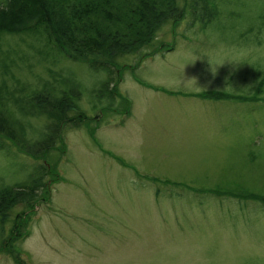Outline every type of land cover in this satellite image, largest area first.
<instances>
[{
    "label": "rangeland",
    "instance_id": "1",
    "mask_svg": "<svg viewBox=\"0 0 264 264\" xmlns=\"http://www.w3.org/2000/svg\"><path fill=\"white\" fill-rule=\"evenodd\" d=\"M210 2L209 21L184 9L120 56L119 73L62 57L33 31L0 35V107L27 141L43 117L15 108L19 96L58 94L65 79L79 90L43 159L0 149V187L27 181L40 159L48 169L0 222V264H23L1 250L10 240L24 264H264V200L253 196H264V0ZM224 56L239 64L213 74L208 59Z\"/></svg>",
    "mask_w": 264,
    "mask_h": 264
},
{
    "label": "trees",
    "instance_id": "2",
    "mask_svg": "<svg viewBox=\"0 0 264 264\" xmlns=\"http://www.w3.org/2000/svg\"><path fill=\"white\" fill-rule=\"evenodd\" d=\"M184 9L190 12V22H197L199 25L205 24L215 13L210 0H0V35L33 31L49 49L55 50L62 57L84 62L95 71L108 72L114 68L119 73L120 64L117 59L120 56L133 53L150 43L157 30L166 22L173 26ZM28 19L35 21L28 25ZM36 48L43 50L38 45ZM256 74L262 79L255 86L258 90L264 82V73ZM108 78L107 75L103 80ZM134 79L143 83L139 78ZM60 81L68 86L58 87V94L54 93V86L39 87L33 89L26 100L19 96L16 101L15 108L43 117L42 128L34 129L38 136L33 141L29 142L24 138L23 125L12 120L0 107V149L9 152L14 148L21 154L43 159L42 156L52 146L51 143L56 139L59 141L61 122L67 111L74 109L75 105L69 93L74 89L79 91L77 83L67 79ZM104 83L107 84L108 81ZM99 88L103 90V85ZM209 96L218 98L223 94L221 91H211ZM240 98L252 97L241 95ZM114 158L124 164L119 157ZM43 164L45 162L40 159V163L34 165L24 183L0 187V222H4L12 205L29 200L31 197L27 194L36 192L42 185V176L48 174V169ZM253 196L264 200V196ZM18 216L20 215L16 214L12 219L9 234L18 233ZM26 234L28 229L25 228L19 239ZM1 250L9 255L14 254L24 264L12 240Z\"/></svg>",
    "mask_w": 264,
    "mask_h": 264
},
{
    "label": "clouds",
    "instance_id": "3",
    "mask_svg": "<svg viewBox=\"0 0 264 264\" xmlns=\"http://www.w3.org/2000/svg\"><path fill=\"white\" fill-rule=\"evenodd\" d=\"M197 58H198V56H194L193 59H192L190 62L196 60ZM207 59H208V58H207ZM225 61H228L229 63H233V64H239V61H238V60L233 59V58H230V57H228V56H224L222 59H219V60H217V61H215V62H213V61H211V60L208 59V63H209V65H210V70H211V72H212L213 74H215L216 71H217V66L223 65ZM189 80L192 81V83H193V85L195 86V88H196L197 91L204 90V89H202L201 87H198V86L196 85L195 78H192V79H189Z\"/></svg>",
    "mask_w": 264,
    "mask_h": 264
}]
</instances>
